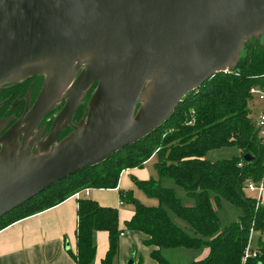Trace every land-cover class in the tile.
<instances>
[{
    "label": "water",
    "instance_id": "water-1",
    "mask_svg": "<svg viewBox=\"0 0 264 264\" xmlns=\"http://www.w3.org/2000/svg\"><path fill=\"white\" fill-rule=\"evenodd\" d=\"M251 38L264 41V0H0V87L45 77L0 138V219L152 134L186 95L233 68ZM63 101L50 132L28 142Z\"/></svg>",
    "mask_w": 264,
    "mask_h": 264
},
{
    "label": "trees",
    "instance_id": "trees-1",
    "mask_svg": "<svg viewBox=\"0 0 264 264\" xmlns=\"http://www.w3.org/2000/svg\"><path fill=\"white\" fill-rule=\"evenodd\" d=\"M263 85L264 45L259 39L251 38L228 73L215 74L198 90L186 95L172 116L156 131L124 147L99 165L54 184L6 214L0 219V231L50 209L82 190L115 189L123 170L141 168L145 162L156 158L154 169L158 179L133 181L147 197L156 199L158 205L145 206L131 192H120V200L134 207L133 216L125 222V230L141 232L148 237L145 245L156 248L151 256L158 264H171L162 255L164 250H199L203 247L209 249L208 256L191 264H264V204L255 209V201L242 191L247 180L258 181L262 175V153L248 118V103L252 101L250 88ZM192 118L194 122L188 124ZM226 146L237 148L240 156L214 162L205 159L208 151ZM245 155L252 160L246 162ZM162 178L170 179L182 188L194 199L195 205L182 206L173 189L161 187L159 179ZM210 193L214 194L217 206L224 200L241 211L238 222L221 233V223L211 205ZM77 203L76 253L71 254L76 264H93L94 234L98 231L108 234L109 246L101 264H114L119 237L124 234L118 228L117 210L101 207L88 198L78 199ZM170 212L186 227L176 225ZM250 229H253L251 249L256 255L243 262Z\"/></svg>",
    "mask_w": 264,
    "mask_h": 264
},
{
    "label": "crops",
    "instance_id": "crops-1",
    "mask_svg": "<svg viewBox=\"0 0 264 264\" xmlns=\"http://www.w3.org/2000/svg\"><path fill=\"white\" fill-rule=\"evenodd\" d=\"M149 161L141 168L123 170L115 189H88L78 197L72 196L50 209L1 230L0 264H76L71 254L76 253L77 202L81 198H88L101 207L117 210L118 228L124 235L119 237L118 254L114 264H127L132 256L134 264H158L151 256L156 248L145 245L148 237L141 232L125 230V222L133 216L134 207L131 204L127 206L126 201L120 200V192H131L133 197L136 200L139 198L144 205L143 199L138 195L140 189L133 180L154 179L150 170L144 168ZM94 241L96 252L93 264H101L109 246L108 234L98 231L94 234ZM252 246L255 248V241ZM199 250L200 255L194 262L204 259L209 254L206 247ZM162 255L171 263L169 250L162 251Z\"/></svg>",
    "mask_w": 264,
    "mask_h": 264
},
{
    "label": "flooded vegetation",
    "instance_id": "flooded-vegetation-1",
    "mask_svg": "<svg viewBox=\"0 0 264 264\" xmlns=\"http://www.w3.org/2000/svg\"><path fill=\"white\" fill-rule=\"evenodd\" d=\"M44 81V76H34L20 81L7 83L0 87V138L26 113V111H30L32 109L39 97ZM93 87L94 85L86 93L83 101L76 110L72 120L73 125H77L81 119H83L89 98L91 96L90 90ZM64 103L65 101L57 105L55 109L50 111L39 121L28 142L41 132L36 143L38 144L50 132L52 123ZM71 132L72 129L70 127H66L56 143ZM21 139L22 137H19L20 141ZM35 148L36 146L33 147L32 152H34Z\"/></svg>",
    "mask_w": 264,
    "mask_h": 264
},
{
    "label": "rangeland",
    "instance_id": "rangeland-1",
    "mask_svg": "<svg viewBox=\"0 0 264 264\" xmlns=\"http://www.w3.org/2000/svg\"><path fill=\"white\" fill-rule=\"evenodd\" d=\"M260 42L262 45H264V41L262 39L260 40ZM248 107H249L248 118L251 120V123L253 124V120L255 116H257L258 113L260 112L261 103L257 101L256 99H252V101L248 103ZM239 156H240V152L237 148L233 146H226V147L208 151L207 154L205 155V159L210 162H214L217 160L238 158ZM155 163H156V158H152L150 159L149 163L144 168H146L147 170H150V173H152L154 179H158V174L156 173L154 169ZM159 181H160L161 187L173 189L176 198L179 200L182 206L190 207V206L195 205L194 199L190 197L182 188L177 186L172 180L167 179V178H162V179H159ZM138 192H140L138 193V195L140 196L141 199H143L142 203H144V205H149V206H151V204H154L153 206L158 205V202L156 199H151V198L146 197L141 190H139ZM209 198H210L211 205L213 209L215 210L220 220V223H221V228L219 231L220 233L229 225L238 222L239 217L241 215V211L237 207L231 205L230 203L224 200H221L220 205L217 206L215 203V198H214L213 193L209 194ZM137 201L140 202L139 198H137ZM125 205L128 206L130 204L125 202ZM169 216L171 220L179 227L181 228L186 227L185 223L181 221L180 219H178L177 217H175L171 212L169 213ZM186 230L190 234L193 233L192 230H189V229H186ZM169 252L171 254L172 264H191L192 262H194V260H196L199 257L201 250H191V249L180 248L176 250H169Z\"/></svg>",
    "mask_w": 264,
    "mask_h": 264
},
{
    "label": "built area",
    "instance_id": "built-area-1",
    "mask_svg": "<svg viewBox=\"0 0 264 264\" xmlns=\"http://www.w3.org/2000/svg\"><path fill=\"white\" fill-rule=\"evenodd\" d=\"M228 73V70L223 72ZM249 95L252 99H256L261 103V109L257 116H255L253 120V127L257 134V138L259 141V146L261 148L262 153V175L260 180L253 181V180H247L242 188V191L244 195L247 198L253 199L255 201V209H257L259 206L264 204V85L263 86H253L249 90ZM191 117H193V113L191 112ZM194 122L193 118L188 121V124H192ZM172 131V130H170ZM240 166V164L238 165ZM88 189H85L83 191H80L76 193L74 196L78 197L80 193L87 192ZM253 229H250L249 232V239L247 247L244 251V257L243 262L249 257H255L256 252L251 249V243H252V237H253ZM124 234H121L123 236Z\"/></svg>",
    "mask_w": 264,
    "mask_h": 264
}]
</instances>
